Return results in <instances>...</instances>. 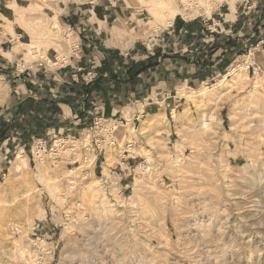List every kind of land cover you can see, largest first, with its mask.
<instances>
[{"label": "rangeland", "instance_id": "obj_1", "mask_svg": "<svg viewBox=\"0 0 264 264\" xmlns=\"http://www.w3.org/2000/svg\"><path fill=\"white\" fill-rule=\"evenodd\" d=\"M128 1L140 11L142 41L169 27ZM235 1H180L187 15L174 19L213 24L218 13L235 12ZM62 26L55 21L45 31L47 44L26 45L19 67H58L49 48L67 56L77 39ZM254 30L213 79L180 87L168 110L139 106L126 119L104 117L113 146L124 145L110 164L108 135L96 134L94 121L47 158L33 143L12 150L0 173V264H264V23ZM203 87L215 94L195 103ZM6 91L0 77V112ZM130 128L137 135L123 140Z\"/></svg>", "mask_w": 264, "mask_h": 264}, {"label": "crops", "instance_id": "obj_2", "mask_svg": "<svg viewBox=\"0 0 264 264\" xmlns=\"http://www.w3.org/2000/svg\"><path fill=\"white\" fill-rule=\"evenodd\" d=\"M128 2L0 0V77L7 90L0 112V173L12 150H25L39 137L51 142L55 134L76 139L97 115L122 120L127 109L139 106L168 110L182 97L180 87L215 77L234 56L232 49L255 38V24L264 23V0H237L235 12L218 13L213 24L205 17L178 18L142 41L144 34L135 30L140 11ZM55 21L73 26L81 53L68 54L54 69L40 62L21 69L26 45L47 44L41 31ZM55 56L49 48L47 59Z\"/></svg>", "mask_w": 264, "mask_h": 264}, {"label": "bare ground", "instance_id": "obj_3", "mask_svg": "<svg viewBox=\"0 0 264 264\" xmlns=\"http://www.w3.org/2000/svg\"><path fill=\"white\" fill-rule=\"evenodd\" d=\"M141 2V6L140 7H144L153 17H158L159 19L165 20L166 24H171L173 19L175 18V16L177 14H182V15H187V6L182 9L180 6V1L181 3H186L187 0H139ZM191 1V0H188ZM234 1V0H233ZM47 2V1H46ZM10 3V2H9ZM193 3V2H191ZM37 4V3H35ZM143 4H145V6H142ZM13 5V7L17 10L19 7H17L15 4H11ZM185 5V4H184ZM183 5V6H184ZM190 6V5H189ZM192 6V5H191ZM43 7V6H42ZM49 7V6H48ZM212 7V6H211ZM191 9V8H190ZM23 10V9H22ZM21 11V10H20ZM189 13V12H188ZM193 13V12H192ZM20 16V15H19ZM24 16V15H23ZM157 18V20H158ZM156 19V18H155ZM154 23V22H152ZM50 25V24H48ZM146 29V28H145ZM148 29V28H147ZM41 32H45V31H41ZM148 32V31H147ZM146 33V31L144 32ZM33 44H36V42H33ZM248 68V64L245 65H241V71L240 73H237V76H241L243 77L245 75V69ZM248 71V70H247ZM206 86V85H205ZM215 87V86H214ZM213 89V88H212ZM215 94L214 90H208V87H203L202 89H200V93L198 97L192 98L194 99L195 103H200L202 101V97H207V98H212V96ZM193 97V96H192ZM175 117V116H174ZM148 121L146 120L144 123L146 124ZM144 124V125H145ZM206 124V123H205ZM146 126H143L141 130H144ZM129 131V130H128ZM138 131L135 128H130V134L127 135L123 140L125 139H129L131 138V136H135L137 135ZM124 142V141H123ZM106 145V144H105ZM107 147V146H106ZM123 148L124 145L122 144V142H120V144H118V146H109L107 148L106 151V162L104 165L106 164H110L112 162V160L115 158L114 157V153L118 152L121 153L123 152ZM23 150V149H22ZM24 154L20 151L19 154H17V158L20 160L19 164H18V169H23V167H27L26 166V160L24 158Z\"/></svg>", "mask_w": 264, "mask_h": 264}, {"label": "built area", "instance_id": "obj_4", "mask_svg": "<svg viewBox=\"0 0 264 264\" xmlns=\"http://www.w3.org/2000/svg\"><path fill=\"white\" fill-rule=\"evenodd\" d=\"M63 27V26H62ZM57 29V27L55 28ZM63 34L65 35L66 38H69L71 36L74 35L75 31H74V28L73 26H64L63 27ZM70 48H71V51L72 53L71 54H74L75 56H77L78 54L81 53V43L79 41H72L71 42V45H70ZM56 54L58 56H55V64H57L59 62V60H64L63 63L65 62L66 59H68L66 56V54L64 55H60L59 56V53L56 52ZM44 56L41 57V59H43ZM41 65H44V62L41 61L40 62V66ZM107 120L103 117V116H99L97 115L94 119V129L95 130V133L97 134L99 131H97L99 128H100V131H105V133L108 135L107 137L108 138H105L102 140V142H104V145L106 143V145H109V146H113V145H116V137H115V133H114V130H111V128L108 126V124H106ZM96 142V147L99 148L100 150H102L103 148L100 147V145L98 144V141L99 139H95ZM53 142L50 144V142L43 138V137H39L37 139H35L33 141V149H35V154L38 156V158L40 159H44V158H47L49 155H52V154H56L58 152V148L61 147V148H65L67 143L69 142V139L68 137H64V136H59V135H54L53 137ZM95 147V149H96ZM59 155V154H58ZM86 157V156H85ZM85 159V158H84Z\"/></svg>", "mask_w": 264, "mask_h": 264}]
</instances>
